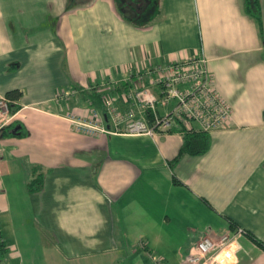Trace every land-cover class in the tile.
Masks as SVG:
<instances>
[{"label": "crops", "instance_id": "1", "mask_svg": "<svg viewBox=\"0 0 264 264\" xmlns=\"http://www.w3.org/2000/svg\"><path fill=\"white\" fill-rule=\"evenodd\" d=\"M258 3L260 27L242 0H157L140 24L114 0H0V96L20 90L11 121L26 130L0 137V264H182L198 237L232 229L229 221L264 244V0ZM191 55L204 57L230 109L223 125L207 131L205 152L185 153L170 167L178 130L75 123H85L76 116L88 111L69 97H86L98 83L117 85L119 95L149 84L157 95L159 85L148 82L154 65ZM173 104L157 102V113ZM37 166L41 188L28 191ZM237 242L235 264H264V248L246 234Z\"/></svg>", "mask_w": 264, "mask_h": 264}, {"label": "built area", "instance_id": "2", "mask_svg": "<svg viewBox=\"0 0 264 264\" xmlns=\"http://www.w3.org/2000/svg\"><path fill=\"white\" fill-rule=\"evenodd\" d=\"M152 70L155 77H151L150 74L148 82L159 85L157 95L143 83L121 94L124 101L132 100L144 109H148L152 114V125H147L144 119L128 120L127 115H124L118 119L119 121L111 119L112 130H117V122L124 120L123 131L152 133L157 129H167L174 120H180L185 127H190L187 122L193 121L196 127L207 132L219 128L227 121L229 106L213 89L203 56L191 55L180 61L154 65ZM179 83H184L186 86L179 88L176 86ZM101 98L109 112L110 98L109 100L102 96ZM169 99H173L174 104L166 112L158 114L156 103L164 104ZM8 101L5 96H0V129L12 116ZM75 123L83 129L95 126L78 120ZM108 127L97 128L106 130ZM243 233L241 227L234 226L215 237L209 235L198 237L184 256L182 264H235L239 250L237 239ZM153 264L163 263L159 259H153Z\"/></svg>", "mask_w": 264, "mask_h": 264}, {"label": "trees", "instance_id": "3", "mask_svg": "<svg viewBox=\"0 0 264 264\" xmlns=\"http://www.w3.org/2000/svg\"><path fill=\"white\" fill-rule=\"evenodd\" d=\"M243 1V9L244 11L251 16L257 24L260 27V9H259V3L258 0H242ZM115 5L118 6L117 0H114ZM157 8V0H148L147 5L145 10L142 12H139L138 14L129 17L128 15H123L125 16L126 19H128L131 23L133 24H140L144 23L148 20V18L155 12ZM152 10V11H151ZM124 84L122 83V88ZM120 87L117 85L112 87V91H119ZM21 92L17 88H12L8 89L4 92L5 97L9 100L8 101V108L10 113H13L19 105L14 102L13 100H16L20 96ZM87 97L90 99V101L94 102L98 107L100 103L103 105L101 94L91 90L88 94ZM144 110V121L146 122L147 125L151 126L152 125V114L148 109H143ZM103 114H105L106 117V124H110L105 112V109L102 111ZM174 125H170L167 128V131H173V130H178L181 132V143L180 146L176 152V154L168 161V165L170 167H173V165L177 162V160L185 153L191 154V155H196V154H201L207 150L209 147V135L206 131L199 129L196 126L190 125V127H185L183 122L180 120H174ZM16 126V128H14ZM108 129H111V125H108ZM26 133V130L22 127L20 122L13 120L5 124L1 129H0V137L1 136H13V135H24ZM42 177H43V171L42 169L37 166V167H31L30 168V174L29 178L26 182V189L28 191H36L41 188L42 185ZM172 180L174 182H178V180L172 175ZM230 228H233L235 225L229 221ZM247 236H249V239H251L254 243L259 245L260 247L264 248V244L254 238L250 233H247L244 230V233ZM6 247L4 246L3 241L1 240L0 237V254L5 251Z\"/></svg>", "mask_w": 264, "mask_h": 264}, {"label": "rangeland", "instance_id": "4", "mask_svg": "<svg viewBox=\"0 0 264 264\" xmlns=\"http://www.w3.org/2000/svg\"><path fill=\"white\" fill-rule=\"evenodd\" d=\"M110 84L111 83H108V84L107 83H101V84L98 83V84L93 85L94 86L93 89L95 90V92L97 91L99 94H101L102 97H104L108 100L110 98V100H109L110 101L109 112H107L106 105L105 104L102 105L100 103V106L103 109H105V112H106V115H107V118H108L110 125L112 126V124H111L112 120L119 121L118 119H121L122 117H124V115H127L126 119H128V120H133L136 118L142 119L141 110H143L144 108L140 104H138L134 101H130V102H126V103L123 102L124 100L121 96L122 93L119 95V94H117V92H112L111 89H112L113 85H110ZM145 85L149 86V84H145ZM106 86H107V89L101 90V88H104ZM131 90H133V89H131ZM62 96L67 97V95H63V94H62ZM77 96L78 97L80 96L79 101H76V99H75ZM72 97L73 98L69 97V101L72 99L73 104L78 103L77 105L86 106L87 111H88L87 115L82 116L81 118H79V116H76L77 119H79V120L84 119L85 123H87V124H98V123L103 124L104 121L106 122V120H104L103 113H101V111H100V106L98 107L94 102L90 101V99L87 96L84 97V95H82L79 92L78 94H76ZM79 114L81 116V114L84 115L85 113L81 112ZM8 121L9 122L11 121V117L9 118ZM96 126H98V125H96ZM124 127H125V121L124 120L121 122H117V124H116L117 129L122 130V129H124Z\"/></svg>", "mask_w": 264, "mask_h": 264}, {"label": "flooded vegetation", "instance_id": "5", "mask_svg": "<svg viewBox=\"0 0 264 264\" xmlns=\"http://www.w3.org/2000/svg\"><path fill=\"white\" fill-rule=\"evenodd\" d=\"M117 8L120 9L123 13L132 17L139 12L145 10L146 6L143 3H138L136 0H117ZM141 4V5H140ZM128 5H131L135 8V10H131Z\"/></svg>", "mask_w": 264, "mask_h": 264}, {"label": "water", "instance_id": "6", "mask_svg": "<svg viewBox=\"0 0 264 264\" xmlns=\"http://www.w3.org/2000/svg\"><path fill=\"white\" fill-rule=\"evenodd\" d=\"M131 9H134V8L131 7ZM103 117H104V120H105L106 119L105 114H103ZM106 126H108V125H106ZM14 128H16V126Z\"/></svg>", "mask_w": 264, "mask_h": 264}]
</instances>
